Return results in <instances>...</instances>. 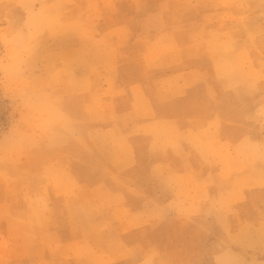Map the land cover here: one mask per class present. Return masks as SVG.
Masks as SVG:
<instances>
[{
    "label": "rangeland",
    "instance_id": "1",
    "mask_svg": "<svg viewBox=\"0 0 264 264\" xmlns=\"http://www.w3.org/2000/svg\"><path fill=\"white\" fill-rule=\"evenodd\" d=\"M133 65L147 71L130 90ZM129 92L210 98L219 102L214 115L249 131L228 151L215 137V116L195 143L211 167L198 178L168 172L158 187L188 198L186 208L224 212L199 218L223 229L215 264H264V0H0V258L22 228L54 224L51 195L73 225L130 223L121 192L96 184L131 176L119 167L127 151L113 131L101 132L120 123L111 120L120 105L113 99ZM149 123L158 127L151 134L162 128ZM242 204L248 218L237 215ZM108 250L123 261L135 255Z\"/></svg>",
    "mask_w": 264,
    "mask_h": 264
},
{
    "label": "crops",
    "instance_id": "2",
    "mask_svg": "<svg viewBox=\"0 0 264 264\" xmlns=\"http://www.w3.org/2000/svg\"><path fill=\"white\" fill-rule=\"evenodd\" d=\"M106 20L108 25L121 24L113 17ZM111 39L117 40L115 37ZM131 71L135 75L126 79L130 90L133 85L144 82L140 74L147 70L133 65ZM209 99L190 95L168 96L163 100L143 97L139 100L130 92L122 103L113 99L114 104L120 105L115 107L111 120L120 123L114 124V129L112 123L104 124L101 132L105 136L113 131L121 152H129H125V162L119 167L123 170L128 168L131 176L105 178L102 181L99 179L96 184L112 183L115 190L113 195L118 190L121 192L125 201L124 213L129 216L130 223L114 224L112 228L103 226L96 220L94 224L73 225L66 218L69 212L61 207L62 199L51 195L55 202L52 205L54 224L22 228L24 235L20 232L19 239L9 248L4 244L5 254L0 258V264H207L204 257L206 250L211 251L209 263L215 264L214 253H217L219 247L218 234L223 229L214 220L201 225L199 218L208 214L211 217L222 216L224 212L219 211V215L218 211L208 210L197 203L192 208H186V203L181 202L189 200L188 198L167 192L166 189L161 191L158 187L165 185L168 172L183 175L190 171L198 178L200 173L197 172L203 170V167H211L203 166L202 161L206 160L199 155L195 143L199 142V138L208 137L207 133L201 132L208 131V122L213 121L215 116H219L221 128L215 137L222 146L228 147V151H232L235 145L248 137V130L242 129L239 132V127L225 123L228 120L225 116L228 114L214 115L212 109L216 107L213 105H218L219 102ZM223 100L220 98L221 102ZM143 109L149 110L145 117L141 114ZM127 119H130V123L121 124ZM101 120L105 122L106 118L101 115ZM151 121L157 122L154 125H162L159 132L150 133L151 127L158 128L152 126L149 123ZM88 145L90 146L89 140ZM159 171L165 173L160 179L156 175ZM75 181L85 185L93 184L96 180ZM127 183L129 187L123 189L121 186H126ZM250 211L244 204L236 210L241 218H248ZM226 215L230 217L229 214ZM232 228L230 226L229 230ZM107 231L112 234L109 238H105ZM46 240H49V245ZM109 247L116 250L115 254L126 252L135 255L129 258L131 261H123L111 256ZM226 247L233 248L230 245Z\"/></svg>",
    "mask_w": 264,
    "mask_h": 264
}]
</instances>
